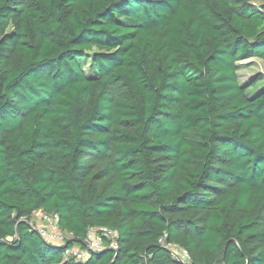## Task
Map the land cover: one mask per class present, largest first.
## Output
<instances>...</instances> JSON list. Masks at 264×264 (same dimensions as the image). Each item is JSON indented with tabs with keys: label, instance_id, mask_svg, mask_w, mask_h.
Returning a JSON list of instances; mask_svg holds the SVG:
<instances>
[{
	"label": "trees",
	"instance_id": "16d2710c",
	"mask_svg": "<svg viewBox=\"0 0 264 264\" xmlns=\"http://www.w3.org/2000/svg\"><path fill=\"white\" fill-rule=\"evenodd\" d=\"M252 58L264 0H0V264H264ZM92 227L117 249L66 256Z\"/></svg>",
	"mask_w": 264,
	"mask_h": 264
},
{
	"label": "built area",
	"instance_id": "2783aa9c",
	"mask_svg": "<svg viewBox=\"0 0 264 264\" xmlns=\"http://www.w3.org/2000/svg\"><path fill=\"white\" fill-rule=\"evenodd\" d=\"M34 218L37 220L34 221ZM29 224L32 228L36 229L47 242L55 245L64 244L66 239L70 236L59 228L58 217L56 215H49L41 210L32 213ZM118 238L119 235L117 230L92 227L87 231L84 239V248L77 246L69 247L64 250V254L66 256H72L76 260L85 261L92 252H98L105 248L117 249ZM184 257L188 258L186 254Z\"/></svg>",
	"mask_w": 264,
	"mask_h": 264
},
{
	"label": "rangeland",
	"instance_id": "374dc122",
	"mask_svg": "<svg viewBox=\"0 0 264 264\" xmlns=\"http://www.w3.org/2000/svg\"><path fill=\"white\" fill-rule=\"evenodd\" d=\"M238 66L239 67H238L237 73H238L239 79L241 81H245V83L251 80L257 74H261L264 77V61L258 58H252V59L241 61ZM262 86H264V79L258 82L255 85V88H259ZM33 220L35 221L37 219L34 218ZM173 252L175 253L177 257L184 259L185 254L181 252L180 250L175 248Z\"/></svg>",
	"mask_w": 264,
	"mask_h": 264
}]
</instances>
